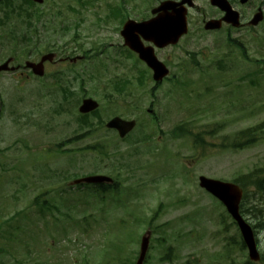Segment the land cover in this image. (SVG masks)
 Returning a JSON list of instances; mask_svg holds the SVG:
<instances>
[{
  "label": "rangeland",
  "instance_id": "1",
  "mask_svg": "<svg viewBox=\"0 0 264 264\" xmlns=\"http://www.w3.org/2000/svg\"><path fill=\"white\" fill-rule=\"evenodd\" d=\"M79 1L32 7L0 0V65L56 54L42 77L28 69L0 72V264H134L145 232L143 264L248 258L233 244L236 227L221 222L222 208L198 177L231 181L264 165V142L231 146L237 132L264 121V23L238 33L251 60L223 35L190 31L165 52L168 61L162 55L171 79L152 90L150 76L142 84L134 78L132 58L114 60L116 25L95 21L113 0L91 8ZM89 49L94 56L69 60ZM124 78L128 84L115 89L113 81ZM67 89L72 93L63 95ZM86 97L99 109L82 118L78 107ZM114 116L136 120L123 139L105 127ZM180 124L205 144L181 132L172 136ZM93 174L110 176L118 188L104 194L70 183ZM259 198L251 190L245 217L264 256V224L253 213Z\"/></svg>",
  "mask_w": 264,
  "mask_h": 264
},
{
  "label": "water",
  "instance_id": "2",
  "mask_svg": "<svg viewBox=\"0 0 264 264\" xmlns=\"http://www.w3.org/2000/svg\"><path fill=\"white\" fill-rule=\"evenodd\" d=\"M36 2H42V0H34ZM189 0H183L182 2H186ZM241 1H246V0H241ZM213 4L219 5L221 8L225 9L227 14H226V21L236 23V14L228 8L226 3L223 0H212ZM171 6H175L174 4L170 3H163L159 9L165 10L166 8ZM177 19L171 18L169 16L164 15L161 18V21L159 20L160 16L157 18L151 19L145 23H139V24H134L131 21L128 22L125 26H130V25H135L139 26L141 29H146V30H158L159 32H163L162 38L165 39V44L170 42L172 40V37L174 35H180L181 33L185 32V17H184V12H176L174 14ZM260 20V14L257 13L254 17V19L251 21L252 23H257ZM211 23V22H209ZM208 23V24H209ZM206 25V28H214L216 26L212 25ZM170 28L171 26H177L176 32H173L171 34L170 39L168 35H166V31L168 30L166 28ZM127 45H129L130 48L133 50L137 51L139 53L140 58H142L147 64L153 69L154 71V78L156 80L162 79L163 76L167 74V70L164 68V66L158 62L155 57L146 51V49L140 48L137 43L132 40L128 41L127 40ZM52 55H44L42 56L41 60L38 63H32V62H26V65L32 69V71L37 74V75H42L43 74V62L45 60H51ZM8 62H5L4 64L0 65V70H6L8 69L7 66ZM98 106L97 102L92 100V99H84L79 107V111L81 113H87L89 111H92L96 109ZM134 126V121H124L120 119L119 117H114L111 120H109L106 124V127L108 128H115L118 130V133L121 137H123L128 131H130ZM200 180V185L204 188H206L208 191L213 193L215 196H217L227 207V210L229 213L232 215V217L235 219L237 222L239 229L241 231L243 240L246 244V247L248 249L249 257L253 261L259 260V254L257 252L256 248V243L254 240L253 232L248 223L245 222L243 217L241 216L239 212V202L242 196V190L241 188L234 184V183H229V182H222L219 180L215 179H210L206 178L204 176H201L199 178ZM110 182L111 179L103 176V175H95V176H89L82 178L80 180H77V182ZM148 246V237L144 236L141 240V246H140V254L137 260L136 264H142L143 258L145 256L146 250Z\"/></svg>",
  "mask_w": 264,
  "mask_h": 264
},
{
  "label": "flooded vegetation",
  "instance_id": "3",
  "mask_svg": "<svg viewBox=\"0 0 264 264\" xmlns=\"http://www.w3.org/2000/svg\"><path fill=\"white\" fill-rule=\"evenodd\" d=\"M161 0H142V1H136V0H117L118 6L117 9H119L123 14H125V17H130V15L138 14V13H146L149 12V15H143L141 18H137V20H144L146 18H149L152 16V8L155 7ZM179 1V0H175ZM194 6L192 8H188L187 11V18L190 17L191 13H194L197 15V19L202 23L204 26L206 20L214 19L218 20L220 23H218L219 29L217 30H211L210 33H217L220 32L224 35V39L231 43L235 47H244L243 38L241 34H238L241 30L245 31H253L254 28L261 25V22L257 25H250L248 23L249 19L252 17L254 12L261 8L263 11V19H264V4H257L254 7H248V4H241L239 0H227L233 9L238 11V15L241 20V25L239 27H233L232 25L222 22V19L224 17V12L220 10L218 7L213 6L209 3L208 0H204V6L200 8L198 4V0H193ZM255 26V27H253ZM117 27V26H116ZM142 42L145 45H151L150 42L145 41L140 33H137ZM119 36V33H118ZM236 36V37H234ZM166 47L163 48H157L154 47V52L157 54H163V51Z\"/></svg>",
  "mask_w": 264,
  "mask_h": 264
},
{
  "label": "trees",
  "instance_id": "4",
  "mask_svg": "<svg viewBox=\"0 0 264 264\" xmlns=\"http://www.w3.org/2000/svg\"><path fill=\"white\" fill-rule=\"evenodd\" d=\"M22 2L28 4L29 6H34L33 2H31L30 0H23ZM25 12L26 14H29L27 13L26 10ZM75 12L79 13L78 11H75ZM109 13H112V10L109 9ZM118 83L119 84L117 85H115V83L113 84L115 85L114 88L117 89L119 87L121 90L123 88V86L121 85H124V84L119 81ZM68 93H69L68 90L67 91L63 90V95H66ZM94 114H96V112H94ZM84 116L86 115H81L80 117L84 118ZM179 132L182 133V136H193L190 130L184 129V126L182 127L181 125L174 127L171 131V134L176 136L178 135ZM194 137H195V141L197 142L198 140L200 145H203L202 143L205 144V142L200 136H194ZM232 140H233V143L231 146L236 149H241V148L250 146L252 144H256L261 140L264 141V121L252 127H247V128H244L243 130H240L234 135V138ZM101 149L102 147L100 146V150ZM116 151H118V149H116ZM100 152L102 154H105L104 151H100ZM234 181L240 184V186H242L244 189L247 188V186L248 188L251 187L252 188L251 190L253 191V193L258 195V197H260L259 198V200H261L260 204L253 206V208L255 209L253 213L256 215L257 219H259V222L264 224V203H263L264 202V165L254 167L253 169L249 170L246 175L236 177ZM247 194H248L247 191H245V194H244L245 198H247ZM247 209L248 208L245 207V204L243 202L242 211L243 212L248 211ZM236 244L238 245L240 250H245V245L241 239L237 240ZM237 263L238 264H255V263L250 262L249 260H244V259L238 260Z\"/></svg>",
  "mask_w": 264,
  "mask_h": 264
}]
</instances>
